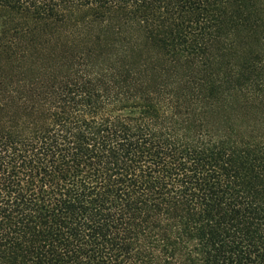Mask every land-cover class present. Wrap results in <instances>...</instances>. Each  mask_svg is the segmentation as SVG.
<instances>
[{
  "label": "trees",
  "instance_id": "trees-1",
  "mask_svg": "<svg viewBox=\"0 0 264 264\" xmlns=\"http://www.w3.org/2000/svg\"><path fill=\"white\" fill-rule=\"evenodd\" d=\"M0 264H264V0H0Z\"/></svg>",
  "mask_w": 264,
  "mask_h": 264
}]
</instances>
